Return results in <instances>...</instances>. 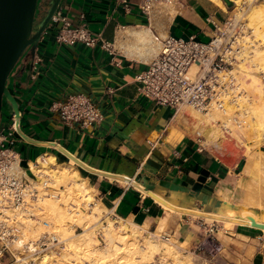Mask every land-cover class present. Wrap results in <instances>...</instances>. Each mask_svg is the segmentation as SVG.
Wrapping results in <instances>:
<instances>
[{
  "label": "crops",
  "instance_id": "obj_1",
  "mask_svg": "<svg viewBox=\"0 0 264 264\" xmlns=\"http://www.w3.org/2000/svg\"><path fill=\"white\" fill-rule=\"evenodd\" d=\"M230 1L228 8L222 0H173L146 14L142 0H63L61 15L99 35L110 53L99 44H57L56 29L45 30L34 56L21 61L14 77L21 118L12 149L19 168L32 176L30 165L37 161L72 167L112 220H130L146 235H168L188 252L213 226L220 246L231 240L224 249L229 264H264V237L256 230L263 225L220 214L244 184L239 162L232 168L198 144L175 117L183 108L176 112L138 94L135 76L157 46L131 51L124 36L147 29L151 39L194 37L206 43L235 15L238 0ZM72 95L94 102L102 122L87 128L62 124L51 106ZM123 178H132L133 187ZM221 223L233 227L225 230ZM7 263L0 257V264Z\"/></svg>",
  "mask_w": 264,
  "mask_h": 264
},
{
  "label": "bare ground",
  "instance_id": "obj_2",
  "mask_svg": "<svg viewBox=\"0 0 264 264\" xmlns=\"http://www.w3.org/2000/svg\"><path fill=\"white\" fill-rule=\"evenodd\" d=\"M243 1L247 7V10L244 11L246 17H244L248 19V23L246 19L247 24L244 23V17L241 13L237 16L236 13L234 15L235 21L243 23L242 36L240 37L242 49L237 58L238 62L226 74L234 79L238 93L234 97L225 99L222 110L212 107L204 113L197 110L190 112L191 118L196 122L195 128L198 130L199 136L202 137L204 142L211 143L214 146L218 145V138L223 136L224 132L232 134L235 129L241 131L243 136L249 139H252L250 138L252 136L258 139V137L260 138L264 135V84L260 80V78L264 77V1L261 4L256 3L258 0ZM260 27H263V30H260ZM125 34V43L131 51L152 48L154 45L147 29H142L137 33L127 32ZM250 38H255L258 45H255L256 43ZM193 69L191 68V71ZM240 77H245L246 79L242 80L243 78L241 79ZM186 109L194 110L190 107H184L175 117L181 120L183 118L182 111ZM236 111H239V113L237 112L238 114H236ZM16 170L27 179L31 190L41 189L46 193L50 191H45L46 187L49 186L51 187V193L49 194L50 197L47 195H42L41 197L35 195L33 198L27 197L25 204L21 207L4 211L2 218L12 220L13 222L10 225L15 227V237L12 241L14 250L18 251L27 247V250L34 252V243H36L34 240L45 235L44 233H49L51 238H59L58 241L64 244V250L61 252L60 257H57L51 251L41 257L34 258L33 263L62 264V260L68 259L69 264H75L74 260L82 261V257L78 256L83 254L84 259H87L88 255L89 258L91 256L90 263L92 264H134L133 261H130L131 263L124 262L132 253L133 255L136 252L141 254V252L147 250L150 254L158 253L161 258L170 255L175 264H189L188 258L185 257L183 259V257L176 256L174 250H172L174 248L173 241H171L172 243L168 239L162 241L156 234L148 232L149 234L147 235H141V239L145 247H147L146 249L142 248L144 247L141 246L142 242L140 243L141 245L136 242L140 232L138 231V234L135 231L137 226H132L129 223L130 220L129 222L119 219L115 221L105 216L104 220L107 225H104L101 222L102 220H100L88 228L85 227L82 234L75 235L73 228L69 225V221L80 223L87 220V224L92 223L107 211L102 205L93 200L90 188L86 186L85 179L72 167L66 169V166L56 164L53 160H48V163L37 161V165L31 164L32 176L26 175L17 163ZM262 175L264 176V172ZM253 184H256L255 181L250 180L247 188L252 187ZM62 185H64L65 190L61 189ZM75 193L80 194V196L78 195L80 197L77 198L78 200L73 198ZM57 195L59 197H56ZM249 196H247V199H254ZM82 200L85 202V207L90 208V214H86L81 210L78 202ZM95 228L102 229L106 236L107 247L105 252L110 253V258H107L108 261L106 262L103 260V255L98 253L100 250L95 245L96 241L92 232ZM128 231H131V235L127 234ZM128 236L130 240H128ZM68 256L71 259L73 258V260H70ZM18 260L22 261L21 259Z\"/></svg>",
  "mask_w": 264,
  "mask_h": 264
},
{
  "label": "built area",
  "instance_id": "obj_3",
  "mask_svg": "<svg viewBox=\"0 0 264 264\" xmlns=\"http://www.w3.org/2000/svg\"><path fill=\"white\" fill-rule=\"evenodd\" d=\"M172 2L173 0H142L141 9L148 14L154 5H171ZM50 27L56 29L54 41L57 44L80 43L89 48L99 44L110 53V46L99 35L91 33L84 24H71L59 11L53 15ZM242 31L243 23L235 21L233 16L223 26L215 28L206 43L194 37L183 40L153 36L159 50L146 68L135 76L138 94L156 105L170 107L176 112L184 107L199 112H207L212 107L222 110L225 99L238 93L234 79L226 74L238 62L242 49ZM191 68L194 69L191 71ZM51 110L59 113L64 125L79 124L87 128L99 125L103 120L97 105L83 95L69 96L66 100L53 104ZM19 130L20 119H15L14 115L7 124L0 127V257L9 254L16 263L23 264L18 256L14 257L11 253L15 237V227L10 225L12 220L2 218L5 210L21 207L27 197L33 198L37 194L30 189L27 179L16 170L19 159L12 145ZM194 137L200 144L201 136L194 132ZM123 181L126 187L134 185L132 178H123ZM214 230L213 226L207 229V238L193 246L194 253L204 254L208 249L217 250L219 242L214 237ZM169 238L168 235H162L164 240ZM39 246L42 249L35 253L48 247L45 243ZM29 260L33 263L32 259Z\"/></svg>",
  "mask_w": 264,
  "mask_h": 264
},
{
  "label": "rangeland",
  "instance_id": "obj_4",
  "mask_svg": "<svg viewBox=\"0 0 264 264\" xmlns=\"http://www.w3.org/2000/svg\"><path fill=\"white\" fill-rule=\"evenodd\" d=\"M263 1L264 0H258V2H256V3L261 4ZM236 3H237L236 4V8H237L236 16L239 13H241V15L244 17L245 16L244 11L247 10V7L245 6L244 1L238 0V1H236ZM164 6H166V5H164ZM245 17H244L243 21L245 24H247L248 19ZM245 19L247 20V23H246ZM260 30H263V27H260ZM151 40L154 44H156L153 41V38ZM250 40H252L254 43H256L255 45H258L257 40L255 38L254 39L250 38ZM245 45H247V44H245ZM156 46H157V49L155 51V55L158 53V50H159L158 44H156ZM240 78L241 79L243 78L242 80L246 79L245 77H240ZM260 80L264 84V77L260 78ZM247 83H248V81H247ZM191 111H195V110L186 109V110L182 111V113H183L182 120H183L185 126L190 128L192 131V134H194V132H197L198 130L195 128V123H196L195 120L193 118H191V116H190ZM237 112L239 113V111H236V114H238ZM250 138H252V139H249L248 137L243 136V133L241 131H239L238 129H235L232 134L224 132L223 136L218 138L219 140L217 142L218 143L217 146H214L211 143L204 142V140H201L200 144L204 149H206L212 155L217 156L220 159H222L230 167L233 168L238 162L240 164L239 165V171L241 172V176L244 179V184L241 187V191L239 193V196L237 198H234L233 200L229 201V203L226 204L225 208L222 209L220 214H225V215L232 214L233 216H238V217L243 216V217L250 218V220L252 222H256V223L258 221L257 224L263 225V226H261L263 228V231L259 230V229H256V230L260 233L261 236L264 237V176L262 175V173L264 172V135L261 136L260 138L258 137L259 140L256 139L257 137L254 138V136H252ZM254 142H256V143H254ZM257 142H258V144H257ZM66 169H68V168H66ZM250 180L255 181V183H256V184H253V186H252L253 188L252 187L247 188V185L249 184ZM254 185H256V186H254ZM61 189L65 190L64 185L61 186ZM45 191H49V192L45 193L44 190L36 189V192H37L36 195L40 196V197L42 195H47L48 197H50L49 194L51 193V187H49V186L46 187ZM247 193H248V195H250L249 197L254 198L253 199L254 201L247 199V196H248ZM78 195L80 196V194L75 193L73 195V198L75 200H78L77 198H80ZM56 197H59V195H57ZM78 204H79L81 210H83L86 214H90V208L85 207V202L83 200L78 202ZM105 216L109 217L108 215H104V213H103L102 215L99 216V219L95 220V222L93 221L92 223L87 224V220L81 221L80 223L79 222L74 223V222L69 221V225L73 228V233H75V235H79V234L83 233V230L85 227L88 228L100 220H102L101 222L104 225H107L105 220H104ZM131 222H132V220H131ZM84 224H86V226H84ZM216 224H218V223H216ZM221 224L223 226L222 228L225 230H230L233 227V226H229V225H226L223 223H221ZM136 229L137 230H135V231L138 234L140 232L136 242L139 245H141L140 243L142 242L141 246H144L142 248L146 249L147 247H145V244L141 239V237H142L141 235L144 236L146 234H143V232L141 230H138V228H136ZM92 232L94 234V236H93L94 240L96 241L95 245L100 250V251H98V253H101L103 255V260L105 262L108 261L107 258H110V253H108L107 251L105 252V249L107 247V242H106V236H105L103 230L95 228L92 230ZM222 233H223V231L220 230V233H218V237L222 238V236H223ZM44 234L45 235L38 237L37 239L34 240V242H36V243H34L35 244V251L34 252L29 250V249L27 250V247L23 248V249H19L18 251H14V248L12 245L11 246V253L14 255V257L18 256L19 258H21L23 261V264H38V263L29 262L30 261L29 259L33 260L34 258H38V256L41 257L43 254H48L51 251L54 252V254H56L57 257H60L61 252L64 250V244L60 243L58 241L59 238H57V237H55L56 239L54 237L51 238L49 233H44ZM127 234L131 235V231H128ZM156 235H158L162 239V236H161L162 234L158 233ZM127 238H129V236ZM51 240H54V242L51 243ZM128 240H130V238ZM225 240L226 241L222 242L221 246L219 243L217 250L208 249L204 254H200L198 252L194 253L193 249L191 250V252H188V249L183 251L178 247V245L175 244V242L173 240H170L169 242L173 241L174 248L172 250H174L176 256L177 257H183V259H185V257L188 258L189 264H229V262L227 260V258H229V257H228V254L226 253V251L224 249H226V247L228 246L225 242H231V240H229V239H225ZM162 241H165V240L162 239ZM42 243L47 244L48 247H46L45 250L42 252L35 253V252H38L39 249H42V247L39 246ZM230 248H232V247H230ZM222 249L224 251H222ZM142 253H144V254L146 253L145 254L146 256ZM138 254H140V253L136 252V253H134V255L132 253L131 254L132 256L129 255L128 259L125 260L124 263H126V262L131 263L133 261L134 264L135 263L147 264V261H148V264H166V263L167 264H172V263L175 264V262L172 260V256H170V255H166V257L164 256L163 258H161V256L158 255V253H154V254L151 253L150 254V252L147 250L145 252H141L142 256H141V254L140 255H138ZM135 255H136V257H135ZM88 256H87V259H84L83 254H80L78 257H82L81 258L82 261H75L74 260V263L75 264H92V263H90L91 256H90V258ZM133 256H134V258H133ZM139 256H141V257H139ZM144 256L147 258L146 261H145L146 258ZM5 257L8 258L7 264H11V263L12 264H14V263L18 264L16 262H14L15 260L13 259V257H11V255L5 254ZM131 257H132V260H131ZM68 258H69V256H68ZM141 258L142 259L144 258L142 262H141V260H142ZM69 259L73 260V258L72 259L69 258ZM165 260H166V262H165ZM68 261H69L68 259H64L61 262H62V264H69ZM20 263H21V261H20Z\"/></svg>",
  "mask_w": 264,
  "mask_h": 264
},
{
  "label": "water",
  "instance_id": "obj_5",
  "mask_svg": "<svg viewBox=\"0 0 264 264\" xmlns=\"http://www.w3.org/2000/svg\"><path fill=\"white\" fill-rule=\"evenodd\" d=\"M63 0H0V127L21 115L13 94L14 77L24 58L33 57ZM228 8L230 0H222ZM56 26V24H54Z\"/></svg>",
  "mask_w": 264,
  "mask_h": 264
}]
</instances>
